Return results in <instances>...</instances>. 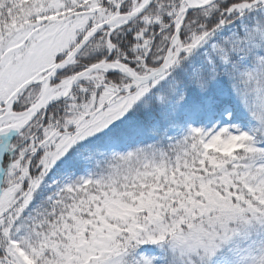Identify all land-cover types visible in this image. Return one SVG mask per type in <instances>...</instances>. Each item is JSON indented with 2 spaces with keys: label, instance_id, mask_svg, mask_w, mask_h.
Returning a JSON list of instances; mask_svg holds the SVG:
<instances>
[{
  "label": "snow or ice",
  "instance_id": "snow-or-ice-1",
  "mask_svg": "<svg viewBox=\"0 0 264 264\" xmlns=\"http://www.w3.org/2000/svg\"><path fill=\"white\" fill-rule=\"evenodd\" d=\"M0 264H264V0H0Z\"/></svg>",
  "mask_w": 264,
  "mask_h": 264
}]
</instances>
